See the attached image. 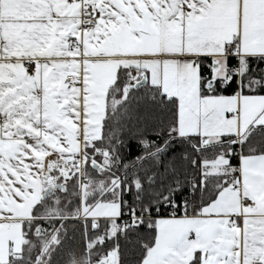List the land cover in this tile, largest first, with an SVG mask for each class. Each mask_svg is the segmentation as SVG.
<instances>
[{"label":"snow or ice","instance_id":"obj_1","mask_svg":"<svg viewBox=\"0 0 264 264\" xmlns=\"http://www.w3.org/2000/svg\"><path fill=\"white\" fill-rule=\"evenodd\" d=\"M0 264H264V0H0Z\"/></svg>","mask_w":264,"mask_h":264}]
</instances>
